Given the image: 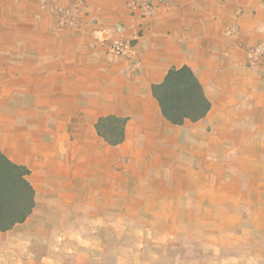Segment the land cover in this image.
<instances>
[{
    "label": "crops",
    "instance_id": "0c3cea01",
    "mask_svg": "<svg viewBox=\"0 0 264 264\" xmlns=\"http://www.w3.org/2000/svg\"><path fill=\"white\" fill-rule=\"evenodd\" d=\"M41 1L0 0V151L34 191L23 220L0 207V264H264V67L245 61L264 0L154 1L145 17L85 0L101 42ZM119 37L137 60L108 53ZM183 65L211 106L178 125L151 87ZM109 115L126 119L116 145L96 129Z\"/></svg>",
    "mask_w": 264,
    "mask_h": 264
},
{
    "label": "trees",
    "instance_id": "16d2710c",
    "mask_svg": "<svg viewBox=\"0 0 264 264\" xmlns=\"http://www.w3.org/2000/svg\"><path fill=\"white\" fill-rule=\"evenodd\" d=\"M151 88L163 116L173 124L180 125L185 119L197 121L206 116L211 106L202 84L188 65L170 68L164 79ZM125 123V118L103 116L98 119L96 129L109 144L116 145L124 140ZM27 173L26 167L12 163L0 151V207L9 208L16 220H23L34 204L33 188L23 178ZM4 226L0 223V228Z\"/></svg>",
    "mask_w": 264,
    "mask_h": 264
},
{
    "label": "built area",
    "instance_id": "2783aa9c",
    "mask_svg": "<svg viewBox=\"0 0 264 264\" xmlns=\"http://www.w3.org/2000/svg\"><path fill=\"white\" fill-rule=\"evenodd\" d=\"M154 1L164 0H135L129 3L131 8L137 9L141 17H145L154 7ZM42 9L51 11L55 23L58 27H82L90 25V35L97 41L101 42L100 36L108 29L102 27L90 18L88 6L85 0H73L68 5H62L57 1L43 0L40 3ZM117 31L121 30V26L116 27ZM229 34L236 33V28H228ZM108 53L125 57L135 61L138 58V42L119 37L106 44ZM246 65L250 68L264 67V39L246 48L245 54Z\"/></svg>",
    "mask_w": 264,
    "mask_h": 264
}]
</instances>
